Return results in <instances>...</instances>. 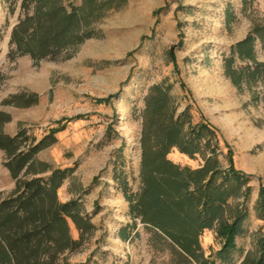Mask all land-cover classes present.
Listing matches in <instances>:
<instances>
[{"label":"rangeland","instance_id":"rangeland-1","mask_svg":"<svg viewBox=\"0 0 264 264\" xmlns=\"http://www.w3.org/2000/svg\"><path fill=\"white\" fill-rule=\"evenodd\" d=\"M247 36L253 59L238 55ZM155 85L170 89L176 115L189 108L210 125L221 163L227 155L248 178L239 264L261 228L264 0H0V135L19 137L17 153L44 142L34 162L70 170L57 200L75 201L89 223L68 221L77 245H49L42 262L179 264L177 250L133 218L114 179L126 175L129 193L140 191L141 113ZM168 159L199 166L174 150ZM8 162L0 150V199L16 186ZM200 244L205 255L219 247L210 232Z\"/></svg>","mask_w":264,"mask_h":264},{"label":"trees","instance_id":"trees-1","mask_svg":"<svg viewBox=\"0 0 264 264\" xmlns=\"http://www.w3.org/2000/svg\"><path fill=\"white\" fill-rule=\"evenodd\" d=\"M66 19L72 21L73 14ZM237 47L241 58L253 59L250 36ZM169 91L155 85L144 99L140 191L129 193L126 175L114 179L122 185L133 218L167 240L178 251L174 254L179 264H236V240L245 234V203L251 194L248 178L235 169L227 155L226 166L221 163L216 133L210 125L194 122L189 108L176 115L177 102ZM18 140L0 135V150L9 158L6 166L17 180L14 191L0 199V264H52L41 261L49 245H77L69 236L68 221L78 230L87 229L89 223L80 215L75 201L57 200L58 189L70 170L34 162L44 142L27 153H17ZM173 150L198 161L199 166L190 168L169 160ZM120 169L123 171L125 165ZM23 171L34 177L18 179ZM253 209L261 228L252 237V249L242 255L239 264H264V186L258 188ZM125 231L121 232L123 237ZM205 232L212 233L219 246L217 250L209 249L208 255L200 244Z\"/></svg>","mask_w":264,"mask_h":264}]
</instances>
